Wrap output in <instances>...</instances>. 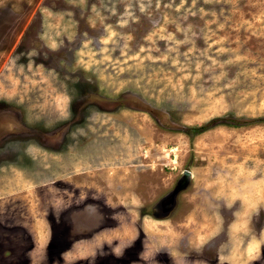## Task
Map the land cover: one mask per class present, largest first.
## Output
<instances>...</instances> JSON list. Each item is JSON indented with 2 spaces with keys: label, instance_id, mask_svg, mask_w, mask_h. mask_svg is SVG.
Wrapping results in <instances>:
<instances>
[{
  "label": "rangeland",
  "instance_id": "obj_1",
  "mask_svg": "<svg viewBox=\"0 0 264 264\" xmlns=\"http://www.w3.org/2000/svg\"><path fill=\"white\" fill-rule=\"evenodd\" d=\"M0 264H264V0H0Z\"/></svg>",
  "mask_w": 264,
  "mask_h": 264
},
{
  "label": "water",
  "instance_id": "obj_2",
  "mask_svg": "<svg viewBox=\"0 0 264 264\" xmlns=\"http://www.w3.org/2000/svg\"><path fill=\"white\" fill-rule=\"evenodd\" d=\"M183 175L190 176L191 172L187 169L183 170ZM183 187L182 182H178L170 191L164 194L160 200L158 201L157 205L159 208L158 216H165L171 212L176 204V195L178 191Z\"/></svg>",
  "mask_w": 264,
  "mask_h": 264
}]
</instances>
